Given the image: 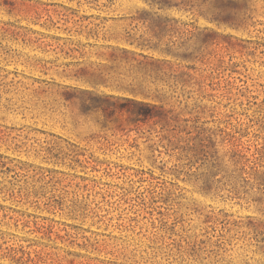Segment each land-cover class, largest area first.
I'll use <instances>...</instances> for the list:
<instances>
[{"label":"rangeland","instance_id":"rangeland-1","mask_svg":"<svg viewBox=\"0 0 264 264\" xmlns=\"http://www.w3.org/2000/svg\"><path fill=\"white\" fill-rule=\"evenodd\" d=\"M0 264H264V0H0Z\"/></svg>","mask_w":264,"mask_h":264}]
</instances>
